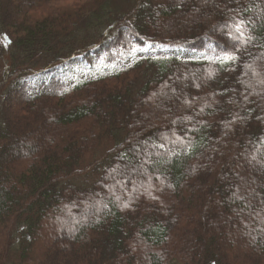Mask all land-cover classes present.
<instances>
[{"label": "trees", "instance_id": "16d2710c", "mask_svg": "<svg viewBox=\"0 0 264 264\" xmlns=\"http://www.w3.org/2000/svg\"><path fill=\"white\" fill-rule=\"evenodd\" d=\"M0 264H264V0H0Z\"/></svg>", "mask_w": 264, "mask_h": 264}, {"label": "snow or ice", "instance_id": "6c2138e0", "mask_svg": "<svg viewBox=\"0 0 264 264\" xmlns=\"http://www.w3.org/2000/svg\"><path fill=\"white\" fill-rule=\"evenodd\" d=\"M244 27V22L243 21H239L236 23L235 25V32L238 34L236 36H233L232 33L230 32L228 34V38L229 39H232V40H236L237 42L239 43H247V40L244 39L245 37V33L244 31L242 30ZM149 48L151 47V45L148 46ZM237 51H239V49H237ZM238 57L235 56L234 54H227L223 57L222 59V63H229V62H234L235 60H237ZM127 206V205H126Z\"/></svg>", "mask_w": 264, "mask_h": 264}, {"label": "rangeland", "instance_id": "374dc122", "mask_svg": "<svg viewBox=\"0 0 264 264\" xmlns=\"http://www.w3.org/2000/svg\"><path fill=\"white\" fill-rule=\"evenodd\" d=\"M88 177H89V175H88ZM91 179V178H90ZM60 234V233H59Z\"/></svg>", "mask_w": 264, "mask_h": 264}]
</instances>
